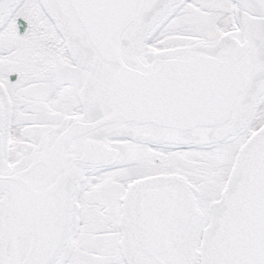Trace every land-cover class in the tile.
<instances>
[{
    "label": "snow or ice",
    "instance_id": "6c2138e0",
    "mask_svg": "<svg viewBox=\"0 0 264 264\" xmlns=\"http://www.w3.org/2000/svg\"><path fill=\"white\" fill-rule=\"evenodd\" d=\"M0 264H264V0H0Z\"/></svg>",
    "mask_w": 264,
    "mask_h": 264
}]
</instances>
